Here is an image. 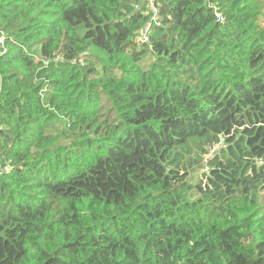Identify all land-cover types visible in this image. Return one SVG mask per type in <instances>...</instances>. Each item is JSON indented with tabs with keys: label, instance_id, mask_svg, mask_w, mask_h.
Instances as JSON below:
<instances>
[{
	"label": "trees",
	"instance_id": "1",
	"mask_svg": "<svg viewBox=\"0 0 264 264\" xmlns=\"http://www.w3.org/2000/svg\"><path fill=\"white\" fill-rule=\"evenodd\" d=\"M263 194L264 0H0V264H264Z\"/></svg>",
	"mask_w": 264,
	"mask_h": 264
},
{
	"label": "built area",
	"instance_id": "2",
	"mask_svg": "<svg viewBox=\"0 0 264 264\" xmlns=\"http://www.w3.org/2000/svg\"><path fill=\"white\" fill-rule=\"evenodd\" d=\"M217 19H221V15L219 12L215 11Z\"/></svg>",
	"mask_w": 264,
	"mask_h": 264
},
{
	"label": "rangeland",
	"instance_id": "3",
	"mask_svg": "<svg viewBox=\"0 0 264 264\" xmlns=\"http://www.w3.org/2000/svg\"><path fill=\"white\" fill-rule=\"evenodd\" d=\"M262 199H263V201H264V194H263V198H262Z\"/></svg>",
	"mask_w": 264,
	"mask_h": 264
}]
</instances>
